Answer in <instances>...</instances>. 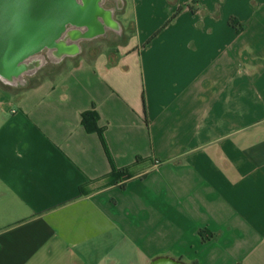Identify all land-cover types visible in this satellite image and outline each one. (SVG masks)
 Wrapping results in <instances>:
<instances>
[{
    "label": "crops",
    "instance_id": "crops-1",
    "mask_svg": "<svg viewBox=\"0 0 264 264\" xmlns=\"http://www.w3.org/2000/svg\"><path fill=\"white\" fill-rule=\"evenodd\" d=\"M113 1L128 41L0 81V264H264V0Z\"/></svg>",
    "mask_w": 264,
    "mask_h": 264
},
{
    "label": "water",
    "instance_id": "water-1",
    "mask_svg": "<svg viewBox=\"0 0 264 264\" xmlns=\"http://www.w3.org/2000/svg\"><path fill=\"white\" fill-rule=\"evenodd\" d=\"M103 0H0V78L13 82L29 66L26 60L45 48L59 53H75L76 45L66 46L63 36L70 24L85 27L70 31L72 38H91L115 27Z\"/></svg>",
    "mask_w": 264,
    "mask_h": 264
},
{
    "label": "rangeland",
    "instance_id": "rangeland-1",
    "mask_svg": "<svg viewBox=\"0 0 264 264\" xmlns=\"http://www.w3.org/2000/svg\"><path fill=\"white\" fill-rule=\"evenodd\" d=\"M188 1H190V2L186 4V7L190 8V9L192 8V10H194L195 5H197L196 4L197 2L198 3L200 2L205 9H210V10H213L215 5H217L218 3L219 4L222 3V2H218V0H186V2H188ZM219 4L217 6H219ZM223 5H224V7H223L224 13L225 14L229 13L230 7H231V1L227 0V3H226V0H225ZM105 6L116 8L115 9V18L116 19L122 18V21L125 23V26H123L122 32H121V29L118 32H115V31H113V29L111 30L110 28H106V32H105L106 36L95 39V44H96L97 49H106L109 47L114 48L117 44L128 41V37L132 34V31H133V22L131 21L132 18L130 17L131 16L130 11H128L127 15L123 14V10L119 9L117 4L113 0H108L106 2ZM172 17L166 22V24L172 20ZM213 18H215V17H213ZM188 19L191 20L192 18L188 17ZM119 32H121V33H119ZM87 44H88L87 42L82 43L84 50H86ZM41 55L45 56L43 58L46 61H52L48 58L47 55H45V51L41 52ZM31 78L32 77L29 75H23L20 78H18V80H16V82L17 83L19 82L18 86L26 85L27 83H29V80ZM0 81H1V78H0ZM35 81H36V79L32 82H35Z\"/></svg>",
    "mask_w": 264,
    "mask_h": 264
},
{
    "label": "trees",
    "instance_id": "trees-1",
    "mask_svg": "<svg viewBox=\"0 0 264 264\" xmlns=\"http://www.w3.org/2000/svg\"><path fill=\"white\" fill-rule=\"evenodd\" d=\"M181 9L182 7L179 8L178 12L172 17V19L179 13V11H181ZM231 20H232L231 21L232 23H235L237 21L236 18H232ZM99 120H100V117H99L98 112L95 110V108L88 110L82 114V124L84 125L85 129L88 132H96L99 135L102 145L109 155L107 141L105 138V128L99 125ZM112 173L118 174V176H120L121 174H124V171L116 170L115 168H113ZM121 187L124 188V185H121ZM203 232H204L203 230L200 231V233H203Z\"/></svg>",
    "mask_w": 264,
    "mask_h": 264
},
{
    "label": "flooded vegetation",
    "instance_id": "flooded-vegetation-1",
    "mask_svg": "<svg viewBox=\"0 0 264 264\" xmlns=\"http://www.w3.org/2000/svg\"><path fill=\"white\" fill-rule=\"evenodd\" d=\"M107 1H108V0H103V1H102V3H101L102 8H104L105 10L110 11L111 14H112V13L115 14V10L112 12V11H111L112 9H111L110 7H106V6H105V4H106ZM112 20H113V18H112ZM113 21H114V20H113ZM115 23H116V22H115ZM70 26H72V25L69 24V25L67 26V28H69ZM111 27H112V26H111ZM112 28L115 30V29H118V26L116 25L115 27H112ZM105 32H106V28H105L104 32H102V33H100V34H98V35H105ZM98 35H97V36H98ZM45 49H47V48H45Z\"/></svg>",
    "mask_w": 264,
    "mask_h": 264
},
{
    "label": "bare ground",
    "instance_id": "bare-ground-1",
    "mask_svg": "<svg viewBox=\"0 0 264 264\" xmlns=\"http://www.w3.org/2000/svg\"><path fill=\"white\" fill-rule=\"evenodd\" d=\"M108 27H111V26H105V28H108ZM72 29L73 30H75V29H78V28H70L69 29V31L68 32H66L65 34H64V36H63V40H66L67 38H72L71 36H70V31H72ZM82 32H84V31H82ZM78 38H80V37H78ZM83 38V37H82ZM72 39H77V37L76 38H72ZM27 64L29 65V66H32L31 64H29L28 62H27Z\"/></svg>",
    "mask_w": 264,
    "mask_h": 264
}]
</instances>
